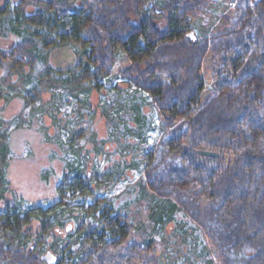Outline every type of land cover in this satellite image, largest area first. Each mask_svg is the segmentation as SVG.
Masks as SVG:
<instances>
[{
  "label": "trees",
  "instance_id": "16d2710c",
  "mask_svg": "<svg viewBox=\"0 0 264 264\" xmlns=\"http://www.w3.org/2000/svg\"><path fill=\"white\" fill-rule=\"evenodd\" d=\"M1 1L0 39L11 42L0 48L6 72L36 69V83L46 79L71 92L97 91L118 78L115 89L132 92L107 117L116 139L128 129L127 105L136 135L147 129L144 105L157 111L165 135L134 197H101L122 177L124 161L92 169L71 141L57 140L63 165L54 202L29 205L0 182V264H159L153 234L139 241L129 235L128 207L151 197L164 203L150 210L153 232L179 209L215 243L219 260L205 264H264V0H235L210 33L215 0ZM66 50L74 56L68 68L46 66L47 56ZM119 54L127 64L113 75ZM208 55L206 87L201 69ZM94 139L93 156L106 153L104 141ZM46 170L44 181L53 173ZM182 235L181 251L197 249L200 238L185 228ZM40 241L46 254L37 258L28 245ZM201 249L209 253L204 242Z\"/></svg>",
  "mask_w": 264,
  "mask_h": 264
},
{
  "label": "rangeland",
  "instance_id": "374dc122",
  "mask_svg": "<svg viewBox=\"0 0 264 264\" xmlns=\"http://www.w3.org/2000/svg\"><path fill=\"white\" fill-rule=\"evenodd\" d=\"M234 1L215 0V3L210 4V14L207 16L210 23L206 26L205 32L210 33L217 27L218 20L221 21L224 14H230ZM3 4L0 0V7ZM219 13L221 18L218 16ZM200 20L195 23L201 24ZM201 26L203 27V24ZM9 42V39H0V48L8 49L11 43ZM73 60L71 51H56L46 57V66L66 69ZM210 63L211 59L208 55L201 69L206 87L211 84ZM126 64L123 55L119 54L112 68V74L117 75ZM23 71H27V68ZM36 74V69L32 75L26 76L20 72L8 73L5 66H0V182L3 185L7 184L13 193L22 195L29 205L54 202L55 177L62 171L63 165L59 158L62 151L57 140L67 143L71 141L75 148L85 153L87 159L92 160V169L102 167L103 170H112L117 162L124 161L126 169L124 168L122 177L110 190L100 194L101 197L118 196L120 199L127 191L130 197H134L133 186L141 178L144 168L152 159L160 138L165 135L160 129L157 111H151L147 105L143 106L148 123L144 126V129L147 128L145 132L138 136L135 129L139 126L138 122L135 121V115L127 105L124 113L127 114L128 129L123 131V139L117 140L116 135L119 134L106 125L107 117L121 111L120 105L123 102L126 104L127 101L125 94L128 96L132 88L125 89L124 94L119 93L114 86L122 80L116 78L112 83L107 81L101 83L97 91L71 92L54 87L46 79L36 83L38 81ZM143 97L146 101L149 100L145 94ZM93 139L98 142L104 141L106 153L93 156L95 147ZM123 143L127 147L122 148ZM64 158L68 159L69 163L73 161V157ZM112 165L114 166L111 167ZM47 167H51L53 173L48 176L47 181H44L42 174L47 172ZM156 200L151 197L128 207V216L133 226L129 235H133V238L139 241L142 234H146L147 239L153 234L154 254L159 264H205L204 261L210 257L215 263L218 262L219 257L214 253L215 243L196 227L194 221L190 220L183 210L177 209L173 220L164 223L159 232H153L156 222L150 218V210L162 207L164 204H157ZM202 205L203 203L201 207ZM70 224V222L64 224L65 227L69 226L68 232L73 231ZM183 228L190 235L201 239L200 243L196 244L197 249L193 248V245V249L188 247V251H181ZM62 230L58 232L61 234ZM202 242L205 243L209 253L206 254V251L201 249ZM43 244L40 241L36 247L29 244L28 248L33 247L36 257L41 258L46 254ZM151 262L154 264L153 260Z\"/></svg>",
  "mask_w": 264,
  "mask_h": 264
},
{
  "label": "water",
  "instance_id": "95a60500",
  "mask_svg": "<svg viewBox=\"0 0 264 264\" xmlns=\"http://www.w3.org/2000/svg\"><path fill=\"white\" fill-rule=\"evenodd\" d=\"M54 259V256H51Z\"/></svg>",
  "mask_w": 264,
  "mask_h": 264
}]
</instances>
